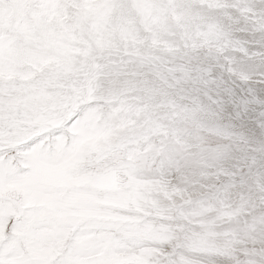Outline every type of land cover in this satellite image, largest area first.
<instances>
[{
    "label": "snow or ice",
    "instance_id": "snow-or-ice-1",
    "mask_svg": "<svg viewBox=\"0 0 264 264\" xmlns=\"http://www.w3.org/2000/svg\"><path fill=\"white\" fill-rule=\"evenodd\" d=\"M0 264H264V0H0Z\"/></svg>",
    "mask_w": 264,
    "mask_h": 264
}]
</instances>
